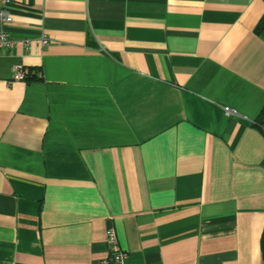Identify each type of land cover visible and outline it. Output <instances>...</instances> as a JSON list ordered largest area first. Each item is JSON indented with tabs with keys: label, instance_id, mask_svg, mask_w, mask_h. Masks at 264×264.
<instances>
[{
	"label": "crops",
	"instance_id": "obj_1",
	"mask_svg": "<svg viewBox=\"0 0 264 264\" xmlns=\"http://www.w3.org/2000/svg\"><path fill=\"white\" fill-rule=\"evenodd\" d=\"M8 11L0 264H106L107 228L124 264H264V0Z\"/></svg>",
	"mask_w": 264,
	"mask_h": 264
},
{
	"label": "built area",
	"instance_id": "obj_2",
	"mask_svg": "<svg viewBox=\"0 0 264 264\" xmlns=\"http://www.w3.org/2000/svg\"><path fill=\"white\" fill-rule=\"evenodd\" d=\"M10 0H0V52L11 49L16 43L28 46L30 41L23 39L16 41L10 37L6 30V26L11 22V16L9 14ZM47 39L44 36H39L34 40L35 46L46 44ZM39 77V73L36 75ZM11 78L15 80H25V70L20 64L12 66ZM222 113L225 116L237 115L235 110L228 106H222ZM105 241L108 245V256L106 258V264H124L126 254L120 250L116 243V236L112 228L105 230Z\"/></svg>",
	"mask_w": 264,
	"mask_h": 264
},
{
	"label": "trees",
	"instance_id": "obj_3",
	"mask_svg": "<svg viewBox=\"0 0 264 264\" xmlns=\"http://www.w3.org/2000/svg\"><path fill=\"white\" fill-rule=\"evenodd\" d=\"M263 24H264V14L261 17V19L259 20V22L255 28V31L256 32L259 31L261 29V27L263 26ZM34 75H35V73H34L33 69L28 68L27 70H25V78H24L25 81L32 80V79L36 78V77H34ZM263 113H264V106L261 110V114H263ZM260 124L261 123L257 120L256 121L254 120V122H253V126L257 127L259 130L262 129V126ZM260 252H261L262 261L264 263V226L262 228L261 235H260Z\"/></svg>",
	"mask_w": 264,
	"mask_h": 264
}]
</instances>
